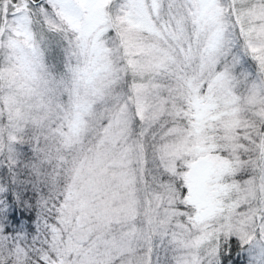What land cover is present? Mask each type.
<instances>
[{
    "label": "snow or ice",
    "instance_id": "1",
    "mask_svg": "<svg viewBox=\"0 0 264 264\" xmlns=\"http://www.w3.org/2000/svg\"><path fill=\"white\" fill-rule=\"evenodd\" d=\"M237 261L264 264V0H0V264Z\"/></svg>",
    "mask_w": 264,
    "mask_h": 264
},
{
    "label": "trees",
    "instance_id": "2",
    "mask_svg": "<svg viewBox=\"0 0 264 264\" xmlns=\"http://www.w3.org/2000/svg\"><path fill=\"white\" fill-rule=\"evenodd\" d=\"M235 255V254H234ZM237 264H240V262L239 261H237Z\"/></svg>",
    "mask_w": 264,
    "mask_h": 264
}]
</instances>
